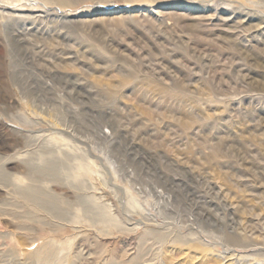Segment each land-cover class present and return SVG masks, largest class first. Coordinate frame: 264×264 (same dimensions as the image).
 Segmentation results:
<instances>
[{
    "label": "rangeland",
    "instance_id": "1",
    "mask_svg": "<svg viewBox=\"0 0 264 264\" xmlns=\"http://www.w3.org/2000/svg\"><path fill=\"white\" fill-rule=\"evenodd\" d=\"M2 1L0 264H264V0Z\"/></svg>",
    "mask_w": 264,
    "mask_h": 264
},
{
    "label": "bare ground",
    "instance_id": "2",
    "mask_svg": "<svg viewBox=\"0 0 264 264\" xmlns=\"http://www.w3.org/2000/svg\"><path fill=\"white\" fill-rule=\"evenodd\" d=\"M43 3H47V4H52L51 2H49L48 0H42ZM52 1H56L57 0H52ZM60 1V0H59ZM247 1L248 3H250L251 5L253 4H256L255 2L257 1H252V0H237L236 3H240L241 2H244ZM1 3H4V1L0 0V39H4L6 40L7 44L8 45H11V44H15V46H18V41H17V37L16 36H13L14 32H18V35H19V30H18V27L16 28V24L18 22H24L26 20H28V18L30 19H40L41 17V14H37L36 12H42L40 9H35V8H32L30 9L29 12H23L22 10H24L23 8H16V9H11L9 8L8 6H3L1 5ZM6 3H9V2H6ZM246 5V4H245ZM264 5V4H262ZM243 6V5H242ZM247 6V5H246ZM257 8H259L260 5H257ZM264 7V6H263ZM242 9V8H241ZM244 9V7H243ZM260 10V9H259ZM258 11V10H257ZM17 22V23H16ZM264 23V20L263 22ZM15 27V28H14ZM20 36V35H19ZM23 94V93H22ZM29 112V111H28ZM31 114V113H30ZM27 116V115H26ZM35 116V115H34ZM36 118V117H35ZM49 118V117H48ZM41 119V118H40ZM51 120V119H50ZM37 121V120H36ZM54 121V120H53ZM56 121V120H55ZM20 122V121H19ZM47 124V123H46ZM55 124V123H54ZM51 125V124H50ZM53 125V123H52ZM56 125V124H55ZM56 127V126H55ZM67 127V126H66ZM72 128V127H70ZM46 129V128H45ZM51 129V128H50ZM48 129V130H50ZM43 130V129H42ZM65 130V128H64ZM62 130V131H64ZM73 130V129H72ZM6 132V129H4L3 125L0 123V138H3L4 134ZM54 132V131H53ZM59 133V132H58ZM52 133L51 135V138L52 139H55L57 138V136H54L56 134ZM68 134V133H67ZM74 134V133H73ZM47 136V135H46ZM48 137V136H47ZM50 137V136H49ZM72 138V137H71ZM75 139V138H74ZM56 141V140H55ZM66 142V141H64ZM75 144V143H74ZM85 146V145H84ZM66 148V147H65ZM77 150V149H76ZM68 151V150H67ZM90 151V150H89ZM92 153V152H91ZM99 153V152H98ZM102 153V152H101ZM104 154V153H102ZM104 158V156H103ZM102 158V159H103ZM106 159V157H105ZM101 160V159H100ZM107 160V159H106ZM95 164V163H94ZM108 164V163H107ZM97 165V164H96ZM104 165V164H103ZM86 168V167H85ZM100 169V168H99ZM108 169V168H107ZM113 169V168H112ZM88 172L91 174L92 170L91 169H88ZM91 170V171H90ZM95 170V169H94ZM53 172V171H52ZM26 174H28L29 178H33L34 175H33V172L31 170H28L26 171ZM17 179L23 181V177H20V176H15ZM93 184V183H92ZM102 185V184H101ZM100 188V187H99ZM136 196V195H135ZM31 199L34 200L35 203H37L39 205V207L41 208H44V209H47L48 211H52L53 209H55L53 206L54 204H51L49 201H44V202H39L37 201V197L36 196H31L30 197ZM128 204H130L132 206V208H135L136 206H138V203L136 202V200H132V202H129ZM112 209V208H111ZM107 217V216H106ZM109 220H116V216L111 214L109 215ZM146 232V231H145ZM155 232V231H154ZM80 236V235H78ZM156 237H159V238H163L165 237L164 233L163 232H160V231H156ZM229 239H232V243L233 245H239V244H244V242L246 241L245 238H243L242 236H239L237 234H230L228 233V236H227ZM71 241V240H70ZM227 243V242H226ZM231 243V244H232ZM247 243V242H246ZM248 245V244H247ZM227 250H230V248H226ZM86 254V253H85ZM234 255V253L232 252V254L230 256ZM49 257V254L48 253H43L42 256H40L39 258V261L40 262H44L46 261ZM240 258H243L240 256ZM81 262V261H80ZM79 264V262L77 263Z\"/></svg>",
    "mask_w": 264,
    "mask_h": 264
}]
</instances>
